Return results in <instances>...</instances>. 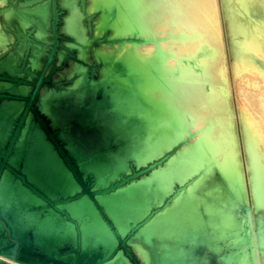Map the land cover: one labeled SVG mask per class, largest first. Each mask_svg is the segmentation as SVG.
<instances>
[{"label": "bare ground", "instance_id": "6f19581e", "mask_svg": "<svg viewBox=\"0 0 264 264\" xmlns=\"http://www.w3.org/2000/svg\"><path fill=\"white\" fill-rule=\"evenodd\" d=\"M71 2L76 3L73 0ZM70 4L69 1V4L66 5L69 6ZM98 4L105 11V20L112 24L118 32H123L124 42L128 41L126 39L133 42L132 46L126 45L127 48L120 50V53L119 50L116 53L112 50L104 49V52L101 50L102 55L107 57L104 58L107 59L106 63L111 66L108 69L105 67L108 74L103 75L102 82L106 86L105 93L111 95L114 104V110H112L115 111L118 120L122 121L127 134L132 140H137L138 145L135 146L138 152L143 149L149 150L148 159H153L155 156L162 155L166 150L174 148L175 144L178 143L179 155H177L179 159L177 156L178 162L176 159L175 161L170 160L171 162L166 167L156 169L152 175L145 176L139 181L135 178L136 176L128 179L122 177L120 178L122 182L117 187L114 186L115 189L112 188L111 193L118 188L121 190L118 189L119 191L114 194L102 191V194H99V197L95 199L90 192L85 193L83 176L79 169L71 161L69 154L57 143L55 135L43 121L49 135L48 138L53 142L47 143L45 141L46 132L35 129L29 136L36 144V152L33 153L34 158L39 162V166L49 165L50 168L52 167L51 169L57 172L56 176L73 197L71 200L70 198L67 199L70 202L65 204L69 210L66 216L69 223L67 222L62 226L65 233L61 237L65 238L66 235L72 233L71 230L73 229L78 234L74 233L73 239L77 238L78 248L82 252L80 254L84 255L83 258L86 260L93 258L95 253L93 249H99L100 261L111 257L112 253L116 252L114 255L115 263L132 264L127 258L128 255L125 250L120 249L122 247L121 241L138 228L141 229L139 234L149 241L148 244L155 234H159L161 238L173 235L177 237L179 235V238L183 236L179 240L181 244L192 240L191 230L206 226L216 232L215 240L228 238L235 234H241V231L245 230L246 219L250 217L249 221H251L252 203L257 214V220L264 226V0H224L236 54L247 56L256 63L252 71H247L245 74L241 73L244 76L247 73L249 77L243 76L244 78L241 77V80L240 74L237 85L239 95L242 96L239 108L240 119L244 125L248 154L246 168L249 176L243 166L242 149L235 125L236 112H234L231 100L233 85L224 72L228 56L223 36L225 30L221 21L222 6L220 0H96V6ZM10 10L8 12H11ZM40 10L45 14V17L48 16L45 7L44 10ZM79 11H76L77 15H80ZM77 15L75 14V16ZM80 17L77 18L80 19ZM92 17L89 18L90 26H92ZM72 18L76 20V17ZM68 21L70 23V17H68ZM77 25L78 22L76 27L72 28L78 30L71 29V27L68 30H74H70L73 33L78 32L79 25L78 27ZM41 32L38 31L41 35L45 34ZM79 33L78 35L82 38L81 34L84 32ZM76 35L74 36L76 37ZM84 35L83 37H85ZM80 40L78 42H81ZM90 40L92 42V39ZM144 42L151 43L142 45ZM58 43L59 41L55 37V44ZM36 55L38 56V54ZM52 58L53 56L50 57V60ZM79 71L83 72L84 70L79 69ZM83 77L82 79H84ZM40 84L38 83L36 90L30 94L29 105L33 103ZM27 89L26 86L25 91ZM47 98L48 95L45 99ZM44 106L46 105L44 104ZM6 108L0 106V122H3L7 117V111L10 112ZM11 112L13 111L11 110ZM157 120L159 123L156 122ZM19 133L20 130L15 131L0 162V204L8 203L7 198L8 196L11 197V185L9 186L7 182L1 183V174L16 141L19 140ZM23 138H20L21 141ZM54 145L56 149L53 152L51 149ZM145 152L143 150L142 153ZM143 161L141 160V162ZM145 165L147 164L145 163ZM190 171L191 173L194 172L195 187L193 186L192 189H196L194 191L192 189V191L187 190L188 192L180 190L179 197H176L173 204L170 207L167 206L168 208L162 212L159 209L166 202L165 197H161L160 204L156 208H151L145 205L144 201L139 200L137 193H145L142 190L149 189L145 185H154L151 183L153 180L158 182L157 188L164 191H162L163 195H167L168 191L173 190L171 185L174 181H177L178 178L183 179L180 178L183 177L182 174L185 175ZM216 171H220L223 178L227 180L228 193L225 191L221 193V187H216L219 190L218 193L212 188L204 190L206 187L203 188V186L207 184L209 178L214 176ZM25 176L20 175V188L34 200L30 203H47L44 198H50L32 186ZM132 181L138 182L142 186H138V184L133 186ZM127 183H132V185L125 188ZM182 183L184 184L185 181ZM248 183L253 189L251 199H249L250 194L248 195L247 192L249 191ZM151 195L153 197L156 194L154 192V195ZM24 199L25 204H30L28 203L30 198V200H27V197ZM146 199H149L148 194ZM102 204L109 209L114 220L117 221L115 222L117 227L108 218L101 207ZM122 205L132 209L134 216H137L136 223L130 228H127L128 224L120 221L118 209ZM157 208L159 209L157 210ZM243 210L248 213L245 212L244 220H241L239 215L244 212ZM20 213L19 207L10 203L4 213H1L7 217L10 214V218H15L11 222L12 228L16 236L19 237L23 233V221L19 216ZM54 218L56 219V217ZM249 236L248 233L246 237L250 239ZM7 243L6 252L12 253L15 246H12L13 243L9 241ZM136 249L144 258L145 264L146 262L147 264L150 263L152 256L148 251L147 253L144 252L141 244H137ZM128 251L130 252L129 249ZM185 253L184 248H179V263H174L167 260V256L172 255L169 251L163 264H196L192 260L190 261L189 256ZM90 261L85 262L89 263ZM228 262L233 264L232 255L228 258ZM244 262L245 257L239 264H244ZM99 264H103V262ZM252 264H258V261H253Z\"/></svg>", "mask_w": 264, "mask_h": 264}, {"label": "rangeland", "instance_id": "374dc122", "mask_svg": "<svg viewBox=\"0 0 264 264\" xmlns=\"http://www.w3.org/2000/svg\"><path fill=\"white\" fill-rule=\"evenodd\" d=\"M69 1L72 4H70L71 6L66 5L67 3L69 4ZM71 1L0 0V106H5L7 110H10V112L7 111V117L3 122H0V162L3 158V152L9 147L15 131L20 130V141H16L8 158L9 161H6L7 164L1 174V183L7 182L9 186L11 185V197L8 196V203L0 204V264H99L101 262L103 264L104 262L105 264H118L114 261L116 252L112 253L111 257L100 261L101 254L98 253L99 249H93L95 252L93 258L91 257L89 260L84 259V255L80 254L82 252L78 248L77 238L73 239L75 232L72 228L71 234L66 235L65 238L61 237L65 233V229L62 226L67 224V222L69 223V219L66 217L69 210L65 204L70 202L73 197L56 176L57 172L51 169L52 167L50 168L49 165L39 166V162L34 158L33 153L36 152V144L29 136L32 135L35 129H41L44 133L46 132L45 141L47 143L53 142L48 138L49 135L43 125V121H45L46 125L55 135L57 143L69 154L71 161L79 169L83 176L85 193L90 192L95 199L99 197V194H102V191L111 193L112 188L114 190V186L117 187L122 182L120 178L125 177V179H128L136 176L135 178L139 181L145 176L152 175L156 169L166 167L169 162L175 161L179 155L178 143L175 144L174 148L166 150L163 153L164 155L155 156L156 158L154 157L153 159H148L150 155L149 150L143 149L146 151L145 153H142L143 150L137 151L135 146L138 145L137 140H132L127 134L128 132H126L122 121L120 122L116 117L115 111H113L114 104L111 95L110 93H105L106 86L102 82L103 77L108 74V67L111 66L106 63L107 59L104 58L107 57L102 55L101 50L103 52L104 49L112 50L115 53L119 50L120 53V50L127 48L126 45L132 46L133 42H130V39H126L128 41L124 42L125 36L123 32H118L112 24H109L105 20V11L99 4L96 6V0H78L79 2L73 0L78 5ZM220 2L222 6L221 21L225 30L223 36L228 56L224 72L228 75L233 85V96L231 95L232 107L235 110L233 111L236 112L235 125L242 149L243 166L248 175L246 168V165H248V154L244 136V125L240 119L239 108L242 96L239 95L237 85L240 79L242 80L245 76L249 77L247 73L245 76L242 74L252 71L256 63L247 56L244 57L236 54L226 16L224 0H220ZM72 6L78 7H75L77 10ZM44 7L48 11L47 17L40 10H44ZM73 8L77 12L80 9V15H77L76 11V13L73 12ZM9 10L11 12H8ZM73 13L77 15L75 16L74 14L72 16L76 17V20L71 17ZM79 16L82 17V20L81 17L80 19L77 18ZM91 16H93L92 26L89 24ZM68 17H70V23ZM78 19L79 21H77ZM76 21L79 25V34L84 32L81 34L82 38L78 35L77 31V35L76 32H71L78 30L77 28L74 29L77 24ZM70 27L74 30H68ZM38 31L39 33H45L42 34L44 35L43 38ZM55 37L59 41L58 44H55ZM90 39H92V42ZM79 40L81 42H78ZM87 42L88 44H86ZM150 43L144 42L142 45H149ZM51 56H53L52 60H50ZM244 68H246V71ZM79 69L84 71L80 72ZM39 77L42 78L39 79ZM77 82L80 83L76 84ZM38 83H41L39 91L33 103L29 105L30 94L36 90ZM26 86L28 91H25ZM17 91L19 93H16ZM59 92L60 94H57ZM47 95L48 98L45 99ZM158 120L156 121L157 123H159ZM26 127H28L27 130ZM20 138H23V141ZM175 141L173 140V142ZM55 149L56 146L54 145L51 150L54 152ZM177 159H179V156ZM177 159L176 162H178ZM33 160L35 161L33 162ZM141 160L144 161L141 162ZM120 163L121 165L118 166ZM141 163L144 164L142 165ZM191 171L194 170L191 169ZM191 171L188 172L189 174H182L183 177L180 178L183 179L180 180L178 178L177 181L175 180L171 185L174 191H168L167 195H163L164 191L161 188L159 190L156 185L158 182L153 180L151 183L154 185H145V187H149L146 191L142 190L145 193H137L139 200L144 201V204L151 208H156L160 204V200L165 197L167 199L164 198L166 202L164 201L165 203L160 206V209L157 208V210L159 209L162 212L173 204L176 197H179L180 190L183 192L193 190V186L195 187L194 172L191 173ZM221 174L220 171H216L214 176L209 178L207 184L203 186V188L206 187L204 190L212 188L218 193L219 190L216 187H221V193L223 191L228 193L229 186L227 180ZM20 175H26L25 177L32 186L50 198H44L47 203H30L33 199L28 197L26 191L20 188ZM182 181H185V183L183 184ZM132 183H134L133 186H136V184L142 186L138 182L132 181ZM132 183H127L125 188L132 185ZM174 184L175 186H173ZM104 187L106 188L101 189ZM247 188L249 190L247 191L248 195L250 194L249 199H251L253 189L250 183H248ZM118 189L121 190V188ZM118 189L116 191H119ZM116 191H113L111 194L116 193ZM154 192L156 195L152 197L151 194L154 195ZM147 194L149 195V199H146ZM25 197H27V200L31 199L28 201L30 204L23 202L25 201ZM69 198L70 200H67ZM155 199H157V202ZM9 203L18 206L21 212L19 216L23 221V233L20 237L16 236L12 228L11 222L15 218H10V214L9 217L1 214L4 213ZM251 206V221H249L250 217L246 219V228L241 231V234L215 240L214 236L216 232L209 226H206L191 230L192 240L182 242L181 244L179 240L183 236L179 238V235L178 237L173 235L161 238L159 234H155L152 237V242L150 241V244H148L149 241L139 234L141 229L138 228L139 231L138 229L132 231L121 241L123 248L120 246V249L125 250L128 255L127 258L132 264H145L144 258L140 255L138 249H136L137 244H141L144 252L147 253L148 251L150 256H152V260L148 264H163L169 251L172 255L167 256V260L179 263V248H184L186 250L185 255L189 256V260H192L196 264H229L228 258L231 255L233 257V264H239L243 257H245L244 264H252L253 261H258V264H264V226L257 220L253 203ZM101 207L110 221L117 227L115 223L117 221L114 220L109 209L103 204ZM245 212L248 213L244 211L239 215L241 220H244L243 216ZM118 214L121 217V223L128 224L127 228L132 227L137 221L135 220L137 216H134L132 209L125 205L119 206ZM56 222L58 223L56 224ZM248 233L250 234V239L246 237ZM242 238L244 240L241 241ZM7 241L13 243L12 246H15L12 253L6 252V247H8ZM175 253L176 255H174ZM163 254L165 255L163 256ZM156 260L158 261L156 262ZM85 261L90 262L86 263Z\"/></svg>", "mask_w": 264, "mask_h": 264}]
</instances>
